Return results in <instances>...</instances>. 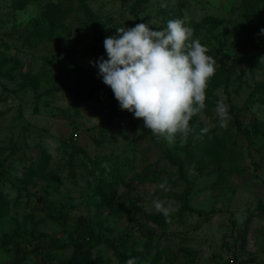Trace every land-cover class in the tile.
<instances>
[{
  "label": "rangeland",
  "instance_id": "374dc122",
  "mask_svg": "<svg viewBox=\"0 0 264 264\" xmlns=\"http://www.w3.org/2000/svg\"><path fill=\"white\" fill-rule=\"evenodd\" d=\"M175 14L216 71L191 133L169 144L120 109L90 62L107 58L116 28H163ZM257 28L264 0H0V264H66L75 244L91 264H264ZM101 163L115 188L94 180Z\"/></svg>",
  "mask_w": 264,
  "mask_h": 264
},
{
  "label": "clouds",
  "instance_id": "9594fccd",
  "mask_svg": "<svg viewBox=\"0 0 264 264\" xmlns=\"http://www.w3.org/2000/svg\"><path fill=\"white\" fill-rule=\"evenodd\" d=\"M256 31L264 34V29ZM103 48L107 58L90 63L120 109L142 119L144 128L169 144L186 139L192 131L191 118L205 108L216 61L193 38V28L185 19H170L163 28L146 23L116 28L114 35L104 38ZM215 113L218 127L226 128L230 116L223 100L217 101ZM152 206L169 214L170 208L159 200H153ZM136 259L130 256L124 264H136Z\"/></svg>",
  "mask_w": 264,
  "mask_h": 264
},
{
  "label": "trees",
  "instance_id": "16d2710c",
  "mask_svg": "<svg viewBox=\"0 0 264 264\" xmlns=\"http://www.w3.org/2000/svg\"><path fill=\"white\" fill-rule=\"evenodd\" d=\"M177 18H182V17H180L179 15H177V14H175V15H173L170 19H177ZM169 19V20H170ZM206 29H207V32H209V33H211L212 31H211V27H209V26H206ZM224 46V43H222V42H220L219 43V48L220 49H222V47ZM223 68H224V71H223V74H224V76H225V80L227 81L228 80V75H229V73L227 72V69L223 66ZM227 73H228V75H227ZM216 76V75H215ZM214 76V77H215ZM213 77V76H212ZM253 136H255L259 141H261V143H263L264 144V127H262V126H260V124L259 123H253ZM69 144V145H68ZM71 143H67V144H65V152H66V149H68L67 147H69V146H71L70 145ZM77 150H79V149H74V151L72 152V154L74 153V152H77ZM72 157V156H71ZM96 163V162H95ZM97 163H99V162H97ZM112 163H116V161H114V162H112ZM119 163V162H118ZM113 164V165H114ZM112 165V166H113ZM101 166L102 167H100L99 166V168H98V172H99V175L100 176H98V178H94V180L96 179V181L98 182V180H100V182H102L101 180H103V182L102 183H104V186L106 185V184H108V187H110V188H115L116 187V182L117 181H115V180H113L112 181V179L111 180H109V181H107V178H105V177H101V175H103L104 174V170H105V168L103 167V163H101ZM113 167H115V166H113ZM110 174H111V171H110ZM97 177V176H96ZM183 197H185L184 195H183ZM92 237H97L98 235H95V234H92L91 235ZM99 240H103V239H99ZM99 240H96L97 242L99 241ZM90 251H88V250H84L83 248H82V245H80V244H75L74 245V250H73V254H72V256L70 257V259L69 260H67L66 261V264H91L90 262H89V260H90ZM4 264H20V262H18V261H16V260H14V259H9V261L8 262H6V263H4ZM96 264H98V263H96Z\"/></svg>",
  "mask_w": 264,
  "mask_h": 264
}]
</instances>
